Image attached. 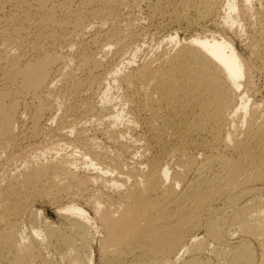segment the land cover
Listing matches in <instances>:
<instances>
[{"label":"bare ground","instance_id":"1","mask_svg":"<svg viewBox=\"0 0 264 264\" xmlns=\"http://www.w3.org/2000/svg\"><path fill=\"white\" fill-rule=\"evenodd\" d=\"M0 264H264V0H0Z\"/></svg>","mask_w":264,"mask_h":264},{"label":"rangeland","instance_id":"2","mask_svg":"<svg viewBox=\"0 0 264 264\" xmlns=\"http://www.w3.org/2000/svg\"><path fill=\"white\" fill-rule=\"evenodd\" d=\"M153 30L154 29L152 28L151 29V32H153ZM167 33L168 32L164 33V35L167 34ZM184 34L186 35L187 33L183 31L182 32V36H185ZM160 36H162V34ZM149 41L151 42L152 41V38H149ZM38 207L40 208V210L42 209V212L44 213V216L47 217L49 220L52 219L51 221H53V222L56 221V223H59L61 221V220H58V218L60 219V217H59V215H57L58 214L57 213V210H56L57 208L56 207H53V205H51L49 203H46V202H40Z\"/></svg>","mask_w":264,"mask_h":264}]
</instances>
